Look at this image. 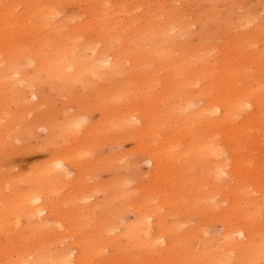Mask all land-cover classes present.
<instances>
[{"label":"bare ground","instance_id":"obj_1","mask_svg":"<svg viewBox=\"0 0 264 264\" xmlns=\"http://www.w3.org/2000/svg\"><path fill=\"white\" fill-rule=\"evenodd\" d=\"M172 1L0 0V43L14 41L12 50L0 49V89L14 96L17 106H24V94L40 98L39 89L43 88L73 95L72 89L79 85L91 91L98 90L96 81L109 85L106 93L98 90L100 107L109 110L105 128L118 143L126 137L133 139L138 152L153 166L151 194L163 201L173 200V193L193 194L195 177L198 191L214 189L213 195L197 198L205 205V213L215 215L223 201L235 199L225 216L227 224L219 240L220 250L205 249L194 259L184 256V263L177 256V263L259 264L264 261V242L254 245V227L248 226L255 220V204L248 195L264 190V168L256 163V157L250 156L242 169L243 157L238 151L251 148L247 136L253 135L254 129L264 130V19L256 23L252 9L243 0H206L210 3L206 8L202 0H194L187 10ZM191 8H196L195 24L201 23L204 28L208 13L227 15L234 24L229 32L236 31L229 34L236 47L228 46L217 61L212 59L206 44L215 41L211 29L202 32L197 44L180 45V38L191 32L194 24L190 21L193 13L188 11ZM32 27L45 33L31 45L19 41L18 33L22 35ZM49 29L54 36L46 37ZM7 30L16 39L7 35ZM257 33L263 37L260 50L256 49L260 44ZM248 43L251 52L245 54ZM31 62L37 66L25 71ZM44 75L52 85H43ZM118 78L123 82L118 83ZM0 109V153H5L4 139L14 133L15 144V139L25 137L31 127L21 123L19 112L12 114L2 106ZM82 116H70L64 125L50 129L51 134L56 131L67 140L74 139L89 120ZM51 163L52 167L31 178L35 187L30 185L27 193L11 195L10 209L0 202L1 210L10 217L31 220L42 216L38 226L30 228L31 236L17 232L11 242H0V264L100 263L107 261L98 258L112 241L118 242L121 253H127L132 246L148 255L166 251L164 246L181 250L179 245L188 243L187 237L176 239L184 224L171 222L170 215L161 212L168 205L170 213L175 214L174 202L159 201L156 207L157 198L144 195L133 210L134 221L125 223L123 216L128 210L123 201L129 199L126 189L130 181L115 175L112 190L115 197L122 198V204L112 208L110 223L96 235L71 234L63 238L69 239V244L52 250L48 244L52 238L49 218L43 215L53 216L54 188L68 181L76 167L71 157L61 153L55 154ZM248 177L257 178L255 190L245 182ZM228 180L240 181L241 188L220 184ZM248 188L252 190L247 191ZM224 192L231 196L226 198ZM218 193L224 195L223 201L217 200ZM3 236L0 229V238Z\"/></svg>","mask_w":264,"mask_h":264},{"label":"rangeland","instance_id":"obj_2","mask_svg":"<svg viewBox=\"0 0 264 264\" xmlns=\"http://www.w3.org/2000/svg\"><path fill=\"white\" fill-rule=\"evenodd\" d=\"M193 1L182 0V3H177V0H173L172 2L177 6H183L184 10H187ZM243 1L252 9V17L256 23L264 19V0ZM202 4L204 8L210 5L206 0H202ZM188 11L193 13L190 16V21L194 24L191 27V32L188 31L185 37L180 38V45L197 44V41L202 38V32L206 30L208 33V30L211 29L215 41L206 44L212 59L216 58L217 61L218 57L227 51L228 46H235L236 41H231L229 34H235L236 31L233 29L229 32V28L234 24L230 22L231 20H228L227 15H221L219 12L208 13L206 16L207 27L204 28L201 23L195 24L198 19L196 8H191ZM28 19L32 23L33 18ZM49 31L50 33L46 37L54 36V31L52 29H49ZM42 33H45V31H40L35 27L25 29L22 35L18 33L19 41L31 45ZM6 34L15 38L10 30H7ZM257 35V41H260V44L256 49L260 50L263 47V37L259 33ZM13 46L14 41H2L0 43V49L12 50ZM243 52L245 54L251 52L250 43L245 45ZM21 60L18 59V61ZM22 62L26 61L23 60ZM22 62L17 63L21 64ZM36 66V62H31L25 68V71H31ZM116 81L118 83L123 82L122 78H118ZM41 82L44 86L53 84L51 79L45 75L41 77ZM94 86L104 93L109 88V85L102 81H96ZM39 90L40 98H33L30 94H24L21 105H24V103L26 105L17 106L14 96L8 95L7 91L0 89V107L2 106L3 110L12 114H18L19 112L22 116L21 123L31 127L29 134L19 140L15 139V144L14 133L4 139L3 144H6V152L0 153V202H3L7 209H10L13 203L11 195L13 193L17 196L25 194L29 191L30 185L35 187L34 175L39 171L52 167L53 157L55 154L61 153L73 159L76 169L72 171L73 174L70 175L68 181L58 183L54 188L55 193L51 197L54 205L52 208L53 216L51 217L47 213L43 215L49 218L47 223L51 227L49 230L51 236H49L54 239L49 238L51 242L48 244L53 246H51L52 250L69 244L70 240H63V238L65 239L71 234L96 235L99 230L110 223L112 208L122 204V198L115 197V191L112 190L115 175H120L123 180L128 178L130 181V185L126 189L129 199L123 201L128 211L123 218L125 223H132L135 219L133 210H135L136 205L141 203V198L144 195L154 196L150 193L152 189L149 187L154 182L153 166L148 163L146 157L138 152L139 149L133 139L126 137L118 143L115 141L116 136L105 128V120L109 110L100 107L101 94L98 90L93 89L91 91L82 85L72 89L74 90L73 95L60 93L55 88ZM30 110H32V113L29 112ZM82 115L88 116L89 120L80 131H77V136L74 139L67 140L56 131L53 135L51 134L50 129L55 130V125H64L70 116H75L78 119L83 118ZM247 138H250L247 141L251 143V148L238 151L239 155L243 157V162L240 163L241 168H244V164L250 156L256 157V163H260L264 168V130L254 129L253 135L247 136ZM244 172L247 173V167H245ZM193 182L195 184L192 189L193 194L187 192L179 196L178 193H173V200L168 201H163L162 198L154 196L157 198L155 201L156 207L159 206V201L167 204L174 202L175 214L170 213L168 205H165L161 212L164 215L169 214L171 222L184 224L179 235H176L178 240L183 236L187 237L188 243L185 246L183 244L179 245L181 250L176 247L169 249L164 246L166 251L158 254L149 253L148 255L142 249L129 246L127 253H121L117 248L118 242L112 241L104 252L105 256L103 255L100 258H98V255L96 256L100 260L105 259L107 261L100 263L94 261L93 264H178L176 261L177 256L182 258L180 263H184V256L190 255L194 259L197 253L205 249L220 250L219 240L222 238L225 230L224 226L227 224L225 216L230 213L229 208L233 205L235 199L231 197L229 200L223 201L225 197L228 198L231 195L224 192V197V195L218 193L217 200L223 201L220 204V210L215 215H209L203 210L205 205H201L200 200H197V198L202 195H213L214 189L208 188L206 191L200 192L195 177ZM245 182L253 190L258 185L257 178L251 179L248 177ZM220 184L232 185L231 187L236 190L241 188V182L238 180H228V183L220 182ZM165 186L169 188L167 183H165ZM154 187L157 188V185L155 184ZM250 188L246 190H252ZM248 197L254 200L255 204L253 210L255 220L248 227H254V245L260 246L264 242V190L258 189L257 192H252ZM1 209L0 207V229L1 232H4V236L0 238L2 240L0 242H11L17 232L20 235L27 233L25 234L27 237H29V234L31 236L32 229L30 228L34 225L38 226V220L42 217L38 215V217L31 220H27L23 216L19 218L16 216L10 217V214L6 215L5 211ZM258 210L259 214H256ZM231 223L234 224L236 221ZM205 231H207V234ZM153 232L156 234L157 229ZM118 233L121 234L122 232L119 231ZM54 235H56V238ZM122 241L124 242V240ZM103 242L105 244V241ZM36 246L39 247V245ZM226 254L230 256L228 252ZM235 256L236 259H240L239 253H236ZM235 262L234 260L233 263Z\"/></svg>","mask_w":264,"mask_h":264}]
</instances>
